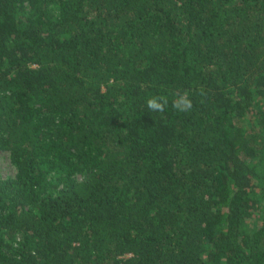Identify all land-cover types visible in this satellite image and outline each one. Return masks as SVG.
<instances>
[{"label": "trees", "instance_id": "obj_1", "mask_svg": "<svg viewBox=\"0 0 264 264\" xmlns=\"http://www.w3.org/2000/svg\"><path fill=\"white\" fill-rule=\"evenodd\" d=\"M0 149V264H264V0H0Z\"/></svg>", "mask_w": 264, "mask_h": 264}, {"label": "clouds", "instance_id": "obj_2", "mask_svg": "<svg viewBox=\"0 0 264 264\" xmlns=\"http://www.w3.org/2000/svg\"><path fill=\"white\" fill-rule=\"evenodd\" d=\"M168 106L169 99L165 95H153L146 100V108L150 112H163ZM171 107L177 112H188L192 108V101L187 93H176Z\"/></svg>", "mask_w": 264, "mask_h": 264}, {"label": "rangeland", "instance_id": "obj_3", "mask_svg": "<svg viewBox=\"0 0 264 264\" xmlns=\"http://www.w3.org/2000/svg\"><path fill=\"white\" fill-rule=\"evenodd\" d=\"M15 166L10 160L9 152L0 149V179L14 175Z\"/></svg>", "mask_w": 264, "mask_h": 264}]
</instances>
